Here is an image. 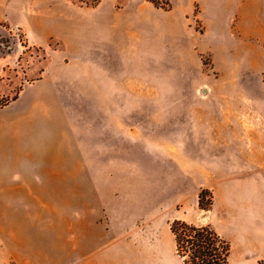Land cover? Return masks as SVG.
<instances>
[{
    "label": "rangeland",
    "instance_id": "1",
    "mask_svg": "<svg viewBox=\"0 0 264 264\" xmlns=\"http://www.w3.org/2000/svg\"><path fill=\"white\" fill-rule=\"evenodd\" d=\"M171 2L0 0V264H264V0Z\"/></svg>",
    "mask_w": 264,
    "mask_h": 264
},
{
    "label": "trees",
    "instance_id": "2",
    "mask_svg": "<svg viewBox=\"0 0 264 264\" xmlns=\"http://www.w3.org/2000/svg\"><path fill=\"white\" fill-rule=\"evenodd\" d=\"M158 8L170 9L171 0H148ZM177 251L186 264H227L229 244L211 227H195L177 222L172 226Z\"/></svg>",
    "mask_w": 264,
    "mask_h": 264
},
{
    "label": "crops",
    "instance_id": "3",
    "mask_svg": "<svg viewBox=\"0 0 264 264\" xmlns=\"http://www.w3.org/2000/svg\"><path fill=\"white\" fill-rule=\"evenodd\" d=\"M91 222V221H90ZM92 223V222H91ZM90 237V236H89ZM80 249L81 250H83V245H81L80 246ZM79 252V250H75V249H73L72 250V248L71 249H67L66 250V253L64 252H62L61 253V255H60V257L57 259V261H56V264H64V263H70V264H78L79 262V260L78 259H75V256L73 255V254H76V253H78ZM74 256V257H73ZM27 260V259H26ZM22 264H28V262L27 261H25V262H23ZM84 264V263H83Z\"/></svg>",
    "mask_w": 264,
    "mask_h": 264
}]
</instances>
